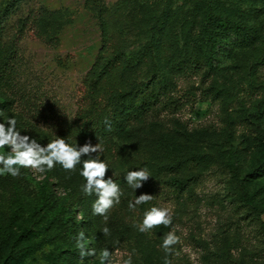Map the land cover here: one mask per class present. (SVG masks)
<instances>
[{"label": "rangeland", "instance_id": "rangeland-1", "mask_svg": "<svg viewBox=\"0 0 264 264\" xmlns=\"http://www.w3.org/2000/svg\"><path fill=\"white\" fill-rule=\"evenodd\" d=\"M14 1L0 0V110L5 117L16 116L21 135L37 138L42 146L58 138L76 145L66 131L78 119L86 96L84 78L103 46L101 7L115 29L113 42L123 40L131 51L150 40L159 42L154 58L138 69L139 81H173L168 96L175 104L151 121L168 133L186 134L192 149L206 158L198 179L184 191L158 184L148 169L152 177L135 192L123 176L145 165L132 142L119 139L122 163L109 162L105 179L113 177L120 185L121 203L109 211L107 222L92 214L94 195H84L73 208L87 247L97 253L112 250V264H123L129 254L133 264H163L159 244L170 228L159 225L139 233L133 226L145 208L155 205L172 211L180 239L172 264H264V0ZM44 9L61 15L55 45L46 44L35 24ZM115 10L119 13L111 15ZM191 12L206 22L204 49L214 48L211 75H175L168 62L170 41L153 29L157 21L182 45L187 22L194 20ZM142 17L147 25L129 27ZM119 26L126 29L124 37L116 32ZM20 171L17 177L0 176V229L9 227L16 235L5 250L0 245V264H100L98 255L81 260L69 231L71 220L60 212L67 172L59 165L44 174ZM46 182L50 193L44 190ZM141 194L153 199L129 211L128 200ZM104 227L110 230L107 236Z\"/></svg>", "mask_w": 264, "mask_h": 264}, {"label": "trees", "instance_id": "trees-1", "mask_svg": "<svg viewBox=\"0 0 264 264\" xmlns=\"http://www.w3.org/2000/svg\"><path fill=\"white\" fill-rule=\"evenodd\" d=\"M20 0H15L16 4ZM108 11L100 7L99 18L101 21L103 46L91 69L87 72L84 83L86 96L83 99L78 119L66 131L71 134L72 142L83 146L91 142L96 145L100 142L104 149L102 159L107 163L115 160L120 166L123 159L119 139H128L132 142L135 154L142 159V165L147 166L155 176L158 184H163L176 192L187 189L188 185L199 177L206 158L192 149L186 134L180 131L168 133L158 123L151 121V117L175 104L174 98L168 96L170 84L161 85L156 79L142 83L139 81L138 69L154 58L155 48L159 42L150 40L144 48L131 51L125 41L119 44L113 42L114 30ZM115 10L111 15L118 14ZM134 11L130 15H134ZM194 20L187 22V34L180 40H174L172 35H167L157 21L153 29L157 30L160 37L170 41L167 50L170 52L169 64L175 75H185L190 72L204 71L211 75L215 65L211 58L214 48L209 45L206 51V22L202 21L197 13L192 14ZM41 38L48 45L58 42L57 33L61 28V15L59 12L42 10L35 19ZM143 17L129 22V27L137 29L147 25ZM227 30H237L229 22H221ZM116 32L121 37L126 35V29L119 26ZM160 40V39H159ZM165 97V98H164ZM164 98V99H162ZM154 122V123H153ZM146 144H143V138ZM177 139V141H175ZM95 155V154H93ZM114 158V159H113ZM229 165L234 169V161L229 159ZM64 188L67 191L61 202V214L70 221L69 231L73 235L84 231L82 222L75 221L73 208L78 199L85 195L81 191L83 178L78 171H66ZM109 173V169L106 174ZM44 190L51 192L49 183H44ZM249 193V192H247ZM264 205V204H262ZM264 233V224L262 226ZM14 233L9 227L0 229V245L5 250Z\"/></svg>", "mask_w": 264, "mask_h": 264}, {"label": "clouds", "instance_id": "clouds-1", "mask_svg": "<svg viewBox=\"0 0 264 264\" xmlns=\"http://www.w3.org/2000/svg\"><path fill=\"white\" fill-rule=\"evenodd\" d=\"M0 176L10 175L17 177L21 174V168H30L44 174L59 165L63 170L71 172L78 171L83 178L81 191L87 196H95L92 202V214L102 217L108 221L109 211L121 203L123 195L120 185L113 177L105 179L109 165L106 159H102L104 149L100 142L96 145L88 142L83 146L72 145L64 138L49 141L46 146H42L37 138L29 135H21V130L17 127L16 116L5 117L0 110ZM95 154V155H93ZM128 170L123 180L135 192L143 186L151 176L147 166ZM115 176V173H114ZM153 196L141 194L129 199L127 207L129 211L136 212L141 205H147ZM163 225L170 230L162 235L159 247L165 253L163 264H172V259L178 253L174 246L180 243L179 237L173 225V215L171 209L167 207L151 206L143 210L142 219L133 226L139 233H147L156 226ZM109 228L104 227L101 232L104 236L109 234ZM88 239L83 231L75 234V247L79 251L81 260L85 257L99 256L100 264H112V250L102 249L97 253L95 248L87 247ZM123 264H133L132 255L129 254L123 260Z\"/></svg>", "mask_w": 264, "mask_h": 264}]
</instances>
